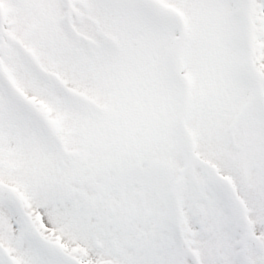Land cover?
<instances>
[{"label":"snow or ice","instance_id":"snow-or-ice-1","mask_svg":"<svg viewBox=\"0 0 264 264\" xmlns=\"http://www.w3.org/2000/svg\"><path fill=\"white\" fill-rule=\"evenodd\" d=\"M0 264H264V0H0Z\"/></svg>","mask_w":264,"mask_h":264}]
</instances>
